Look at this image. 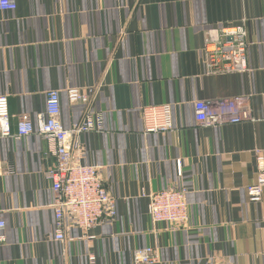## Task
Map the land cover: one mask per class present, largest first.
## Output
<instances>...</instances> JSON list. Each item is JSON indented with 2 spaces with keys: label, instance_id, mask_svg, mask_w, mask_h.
Wrapping results in <instances>:
<instances>
[{
  "label": "crops",
  "instance_id": "crops-1",
  "mask_svg": "<svg viewBox=\"0 0 264 264\" xmlns=\"http://www.w3.org/2000/svg\"><path fill=\"white\" fill-rule=\"evenodd\" d=\"M17 2L0 11V95L9 97L12 132L23 113L36 124L51 89L60 91L67 127L87 108L68 91L92 94L102 128L81 135L76 157L100 169L118 215L57 239L45 177L53 145L0 128V264H92L91 254L94 264H136L134 250L147 246L157 248L156 264H264V194L255 203L247 192L257 182L256 151H264V0ZM241 24L249 72L210 73L207 31ZM242 95L255 120L196 121V102ZM166 103L174 129L144 133L143 107ZM181 186L189 189L188 222H154L145 195Z\"/></svg>",
  "mask_w": 264,
  "mask_h": 264
},
{
  "label": "built area",
  "instance_id": "built-area-1",
  "mask_svg": "<svg viewBox=\"0 0 264 264\" xmlns=\"http://www.w3.org/2000/svg\"><path fill=\"white\" fill-rule=\"evenodd\" d=\"M17 0H0V11H15ZM248 32L244 24L213 26L207 31L205 64L210 73L249 72ZM94 93V89H90ZM72 100L83 101L87 108L82 120L72 127L63 124L61 95L58 89L47 92L45 113L39 115L36 124L29 114L23 113L18 122V131L12 132L9 97L0 95V128L3 136L15 139L37 134L53 145L55 165L45 171L52 184L55 237L64 241L72 227L90 231L103 222L113 221L118 215L116 199L103 183L100 169L84 164L76 154H81L80 137L84 133L102 128V119L93 109L92 94L81 89H70ZM144 133H165L174 129L173 109L169 103L143 107ZM195 118L201 126L220 127L255 120L250 105V96L242 95L213 103L198 101ZM257 182L247 188L252 202H260L264 194V151H256ZM181 168V161H178ZM187 187L161 189L145 195L149 198L148 212L154 222L184 226L189 219ZM6 223L0 219V244L7 242L3 234ZM90 239L94 236L90 235ZM89 260L95 262V255ZM160 260L157 248L140 247L133 252L136 264H156Z\"/></svg>",
  "mask_w": 264,
  "mask_h": 264
}]
</instances>
